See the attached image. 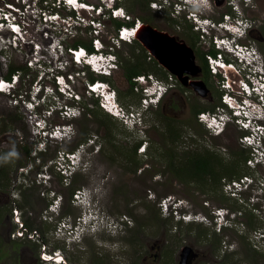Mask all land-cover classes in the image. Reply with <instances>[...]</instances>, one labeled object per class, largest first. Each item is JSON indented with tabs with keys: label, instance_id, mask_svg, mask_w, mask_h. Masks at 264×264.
I'll return each mask as SVG.
<instances>
[{
	"label": "rangeland",
	"instance_id": "1",
	"mask_svg": "<svg viewBox=\"0 0 264 264\" xmlns=\"http://www.w3.org/2000/svg\"><path fill=\"white\" fill-rule=\"evenodd\" d=\"M3 1L17 3V0L0 2ZM90 1L96 4L99 2ZM47 2L50 4L54 0ZM151 3L152 0H123L120 5L133 18H140L153 26L168 27V18L172 16V19L174 17L181 26L179 32L187 36L189 32L187 25L191 23L183 14L173 15L172 8L169 7L162 11L153 9ZM17 5L20 6L21 3ZM256 5L258 10L253 12H248L247 6L243 3L238 5L237 9L243 19L245 15L258 24L263 22L262 26H264V0H257ZM62 8H69L64 1ZM205 8L207 9L203 5L202 8H197L204 17ZM72 10L74 13L76 10L83 11L88 17L93 15L96 20L101 17L97 9L72 7ZM61 12L64 16L70 14L68 11L61 10ZM211 21L218 26V22L214 19ZM103 25L101 40L109 51L118 25L108 18L103 20ZM47 26L41 24L40 27L47 29L49 28ZM91 26L82 25L77 27L72 35L64 36L65 40L62 42L65 47L76 44L90 46L93 40ZM210 33H214V30ZM36 34L35 36L44 40L43 42L47 41L43 34ZM3 35L11 36V34ZM205 38L209 39L207 35ZM243 38L237 41L241 43ZM42 40H39V43H42ZM11 41L0 42V78L6 79L12 67L20 71H16V74L20 75L17 90L9 95L0 94V212H2L0 250L6 253L0 264L41 262L40 244L36 243L38 244L36 246L35 241L27 239L19 241L21 244L18 246L13 243L17 239H14L11 233L21 225L20 222L13 220V209L16 206L20 210L21 222L26 223L30 220L35 223L37 227L34 229L40 230L47 247L51 251L61 249L69 264H94V260L98 258L104 260V264H177L175 257L187 242L201 249L211 244H214V249L217 245L220 249H225L226 244L232 245L230 248L236 252L223 264H264V256L254 251L264 254V158L252 166H248L247 162L242 163L238 175L249 176L250 180L238 196H233L224 189L223 194L206 192L201 184L179 180L170 170H166L167 163L160 161L154 155L155 151L162 150L161 147L164 152L182 154L190 145L191 149L201 145L217 150L228 162L233 159L230 156L232 151L237 152L239 148L250 151L240 143L241 132L236 126L232 125L224 134L216 137L197 124L192 105L211 110L215 107L209 101L211 98H200L194 92L189 94L191 100H188L187 104L182 102V99L176 98V102L180 103L179 109L173 112L168 107L165 109L167 114L163 112L161 104L158 108H153L151 113H144V129L140 131L134 126H125L114 116L116 119H110L102 114L99 116L93 113L86 114L89 110H99L94 98L89 97L85 91L86 81L90 80L91 76L96 78L87 71L86 75L81 73L75 84H72L76 93L82 96V101L77 103L64 98L68 105L75 107V111L72 110L70 115L64 117L60 116V113L48 116L44 107L40 106L35 109V113L41 116H36L34 112L31 113L33 110L28 107L29 104L24 103L27 99L24 96L29 94V99L33 101L40 86L45 88L46 83L49 82L42 77L43 69L39 68V65H35L32 61L33 66L30 67L31 57L34 56V44L19 43L18 45L14 41H12L14 46L7 44ZM45 43L50 48L49 43ZM135 46V43H122L115 47L114 53L120 57L118 70L112 75L99 76V79L106 81L117 92L116 102L127 110L137 108L140 100V95L131 92L126 75L128 66L137 62L141 52V48L135 49ZM48 48H43L44 53L50 54V58L46 59L52 58L51 60L56 61L54 48L52 47L51 50ZM61 58L66 68H62L65 74L77 76L76 72L79 68L69 60L67 51ZM40 59L46 60L42 56ZM49 60L46 61L50 63ZM256 64L261 67L256 68L257 72L264 71L262 60L259 62L257 59ZM153 73L161 75L160 72ZM208 86L216 97V89L212 84ZM54 92L57 94V91ZM44 93L37 95V98L40 99L45 95ZM14 94H21L23 98L17 102L13 98ZM50 101L53 99L50 98ZM44 112L45 116H43ZM173 114L185 123L183 139L178 141L177 145L168 138L167 120L164 118ZM41 120L47 126L63 123H67L68 126L65 132L58 133L57 140H53L54 138L44 135L41 131L38 133L36 124ZM254 120L256 124H264V116H254ZM85 137L88 138L87 142L90 139L94 142L97 140L101 150L95 153L96 147L84 145L82 155L88 162L86 163L89 164L88 167L80 168L66 179L55 165L50 167L51 163L61 151L80 150L82 147L80 140ZM261 137L264 140V134H261ZM144 138L150 142L147 154H140L138 149L137 155H134L135 146ZM42 140L46 144L41 145ZM144 142L145 140L142 144ZM25 147L32 149V153L27 154ZM40 149L44 155L40 154ZM73 190L83 192L82 198L78 201H74L75 192L71 195ZM54 199L59 200V204L57 203L59 209L52 206ZM165 201L168 208L162 206ZM180 204L182 207H179ZM51 207L56 212L51 211ZM220 209L223 210L221 214ZM46 215H50L51 219L47 221ZM253 217L255 223L252 224ZM65 218L73 225L78 223L79 218H83L84 225L90 228L84 230L86 226L83 228L80 225L79 230L83 233L89 232L88 235L84 237L77 235L76 241L73 242V239L67 240L62 234L57 235L59 221ZM123 219L125 222L122 221ZM109 222L120 226L115 227L110 224L107 227ZM157 241L167 244L164 249L167 253L159 261H155L152 256L156 253V250H152V246ZM213 252L220 255L217 250Z\"/></svg>",
	"mask_w": 264,
	"mask_h": 264
},
{
	"label": "built area",
	"instance_id": "2",
	"mask_svg": "<svg viewBox=\"0 0 264 264\" xmlns=\"http://www.w3.org/2000/svg\"><path fill=\"white\" fill-rule=\"evenodd\" d=\"M47 1L48 0H17V3L8 1H3V3L0 2V25L9 28V34L13 35L12 38L10 36L0 35L2 40H12L18 45L19 43H28L29 45L34 44V56L31 57V63L33 61L35 65H39L38 67L43 69L42 77L48 72L49 74L54 75L59 69L62 70V68H65L61 56H63L65 51H67L70 57L69 60L79 68V71L76 72L77 76H74L73 74L67 75L64 73L57 74L56 79L59 83V78L64 77V82L72 81V84H75L81 73L82 75H86L85 68L88 63L93 66L94 64H98L99 66H94V69L100 70L104 73H110L111 75L118 70V59H120V57L117 53H114L115 47L120 46L122 43L133 44L137 41L135 34L143 25V21L140 18L135 19L130 13L126 12H123V15H119L117 12L118 10H121L120 8L117 11L113 10L112 13L104 12L103 15L96 20L93 18V15L88 17L80 10H76L74 13L71 7L76 8L75 4H68L69 8H62V0H54V2H51L50 4ZM230 1L232 8L238 12V5H241V3L248 5L252 0ZM9 3L13 4L14 7L12 9L7 8V4ZM20 3V6L17 5ZM151 5L153 9L162 11L170 5V1L152 0ZM181 6V3H175L174 8H176V10L172 11V14H179L180 9H182ZM61 10L68 11L70 14L64 16ZM5 14L9 17L7 20L5 19ZM190 15H193L194 19L197 17L195 12ZM53 16L58 17V19H51ZM105 18H113L122 22V25L118 26L116 30V35L112 37V46H110L109 51L101 40V32L104 28L103 20ZM229 18H231L230 14L226 15L224 20L217 25L224 26L225 29L229 31L237 30L239 33L244 32V29L239 28L237 24L228 22ZM14 23H18L21 26L19 35L11 30V25ZM41 24H46L49 28H41ZM82 25H92L91 30L93 40L90 45L92 50L83 44L65 47L62 42V40H65L63 37L68 36V34L72 35L73 31ZM195 29H198L199 31V25L196 24ZM201 31L204 36H206V33H209L206 28H202ZM36 33L43 34L45 39H47L45 42L49 43L50 48H48V44L43 42L44 40L35 36L37 35ZM39 40H42V43H39ZM12 41L7 44L13 45ZM96 41H99L100 43L97 44ZM232 41L233 39H230L227 36H215V38L211 41L212 45L217 48L218 53L216 55L211 53L208 54L206 56V61L209 74L220 79L218 80L217 87L221 92V97L219 99V104H216L213 109L201 111L196 117L197 122L214 136L224 134V132H226L232 125L236 126L241 132L239 137L240 143L242 146L250 150V157L247 160V165L252 166L255 162L258 163L264 158V140L261 137V134H264V124H256V120H254V116H264V99H261V96H264V87H261V85H264V71L259 73L256 70L259 66L254 62L255 57H258L259 61H261V58L255 47L239 42L234 44V47L232 45ZM37 44H39V48L36 47ZM45 47L49 50H51L52 47L54 48L53 51L56 55V61L51 60L52 58L50 60L46 59L47 57L50 58V54L48 55L43 52V48ZM80 50L84 51V54L81 56L83 59L81 61H77L75 59V53ZM252 53L256 54L253 56ZM41 56L43 59L51 62L49 63L46 60H41ZM153 57V53L150 50H147L148 61L153 60ZM47 63H49V65ZM221 65H223V67ZM227 65H232V67L229 68ZM31 66H33V63L30 64V67ZM4 80L6 81L4 82ZM132 80L134 83V92L140 95V100L137 108H133L131 110H127L125 107L116 102V96L118 98L117 92L104 80H87L85 83V91L89 97L99 99V105L105 112L119 118L125 126H134L135 128L137 124L143 123L144 113H151L153 108L161 106L165 98L164 92L169 93L177 86V84L175 76L171 73H168V75L163 78L153 72L143 73L134 76ZM0 81H3L7 86L6 88L9 89L8 79L0 78ZM241 81L249 85V91L246 92L244 90ZM63 84L64 83H60L58 89L60 91L61 89H64L67 95H69L74 102L80 103L82 101V96L79 93H76L74 86L68 83L67 87L69 89H65L64 87H61ZM98 85H101V87H98ZM96 87L101 91H97ZM105 87L109 88L107 90L109 94H105ZM48 89H52V93H55L54 91H56L55 88L48 87L46 89L47 93H50ZM249 92H251V95H249ZM35 97L33 99H35ZM13 98L15 101L19 102V98H17L15 94ZM229 98H231V100H229ZM55 99H57V97H55ZM242 101H247V103H243ZM24 103L31 104V101L24 100ZM72 110L75 111V107L67 104L64 107V110L61 111V115L63 117L64 115H70ZM45 112H47L48 115H53L54 107L51 105ZM117 113H119V115H117ZM42 122V120L37 121V125L41 126ZM245 125H247V127H245ZM55 127V133H59L61 131L60 124H56ZM249 141H251V143ZM81 146L84 147V144ZM146 147L147 145H143L140 148V154L146 153ZM66 156L73 158L75 154L74 152H59L57 158L59 169L62 174H68L69 172L63 163ZM249 180V176L233 180L224 179L223 189L226 192L231 193V195L235 193L233 196H238L244 185H246ZM166 202L167 201L163 203V208H168V204ZM13 213V220L21 223L20 228H17L11 233L14 239L33 240L35 243L40 244L42 246L40 259L44 263L69 264L61 249L51 251L47 247V243H45L44 239L41 237L40 230H31L27 227L25 222H21L20 210L17 206L13 209ZM46 219L48 221L51 219V216L46 215ZM82 220L83 218H79L78 222L80 223ZM69 227L70 221L66 218L62 219L59 221L57 235L62 234V236L66 237L67 240H72V238L76 235V231L72 228L69 229Z\"/></svg>",
	"mask_w": 264,
	"mask_h": 264
},
{
	"label": "flooded vegetation",
	"instance_id": "3",
	"mask_svg": "<svg viewBox=\"0 0 264 264\" xmlns=\"http://www.w3.org/2000/svg\"><path fill=\"white\" fill-rule=\"evenodd\" d=\"M257 0H252L250 4L247 5V11L249 12H253L256 9L258 10V6L256 5ZM203 5V4H202ZM204 6V5H203ZM207 9L205 8L206 12H205V18H210V20L214 19L215 22L221 23L225 16L228 14H232V11L234 9H232L231 7V1L230 0H207ZM256 10V11H257ZM243 12V10H242ZM169 15V14H168ZM244 15V13H243ZM250 15V13H249ZM218 16V17H216ZM261 16V15H259ZM171 18H168V27H158V26H153L148 24V22L143 20V25L141 27V33L140 36L143 39L147 38V41H150V39L152 38V36L156 37L157 39L160 40L161 39H168L171 38L172 40L170 41V43L173 46L174 49V57L177 59V61H183L186 63H191L193 62V64H195L196 66H198L199 68V75L198 76H194L193 74L187 73L185 72L183 76L188 77V82H194V81H203L209 92L207 93V96L205 98H211L209 101L215 106L216 104H218L219 99L221 97V92L218 90L217 87V83L218 80H220L218 77H214L211 76L209 74V70H208V66H207V58L206 56L208 54H213L216 55L218 53L217 48H215L212 43H210L215 36H227L229 35V32L227 31V33L224 30H220V29H215L214 33H210V35L208 36L209 39L205 38V36L202 34V31H198L195 29V23H191V25H187L188 28L187 30L189 31L187 33V36L182 35L181 32H179V30H181V26L179 24V22L177 20L172 19V16H170ZM176 17V16H175ZM252 17V16H251ZM261 18V17H259ZM212 22V21H211ZM214 22V23H215ZM243 26H244V35H242V32L239 33V38H243V40H241V43L245 44V45H250V46H255L257 53L259 54L261 60L264 62V51H263V46H264V26H262V24H258L256 21H253V19L249 18L248 16L244 15V19L242 21ZM261 25V27H260ZM145 27H151V30L153 32V34H151V36H147L146 32L143 34V30ZM156 39V40H157ZM208 41H206V40ZM139 41V40H137ZM209 42V43H208ZM207 45V47L205 46ZM262 46V48H261ZM145 48V47H144ZM205 48V50H204ZM146 49V59H147V48ZM153 60L148 61L149 63L155 64L156 67L158 68L157 72H160L161 75H158L159 77L163 78L166 77L168 75V73L173 74L172 72H170L168 69H166L162 63L158 60V58L153 54ZM117 71V70H116ZM128 77V73L126 74ZM175 76L176 79V84L177 86L172 89L166 99L163 101L162 103V109L163 112H165L166 108H170L171 111L175 112L176 110L179 109L180 103L178 104L176 102V98H180L182 99V102H184L185 104H187L188 100H191V97L189 96V94L193 93L194 90L192 88H188L185 87L181 80L179 79V77L175 74H173ZM129 80V79H128ZM130 82V81H129ZM130 84V88L132 87L131 82ZM208 84H212L213 87L216 89L217 92V96L215 97L213 95V93L211 92ZM195 94H197L196 92H194ZM197 96V95H196ZM200 97V96H199ZM203 98V97H200ZM179 99V100H180ZM204 99V98H203ZM167 114V113H166ZM169 116L171 118H175L178 121H182L177 115L173 114V116L170 115H166ZM142 131V130H140ZM145 140V142L142 144V141ZM92 144H91V143ZM94 143V144H93ZM89 145L92 147H96L95 149V153H99L101 150V145L97 143V140L94 142L91 139L89 140ZM143 145H147L146 147V153L142 154V155H146L148 148L150 146V142L147 139H140L139 140V144H137L135 147H138V149H140ZM134 151V150H133ZM86 163H88L86 161ZM85 163V167H88L89 164ZM84 167V168H85ZM210 236V235H209ZM166 243H160V241H157L154 243V245L152 246V250H156V253L153 254V258L155 261H159L163 255L167 252H165L166 249ZM214 244H211L209 246H207L206 248H198L195 244L191 243V242H187L185 245H183L181 247V249L178 251V254L176 255V263L180 264V261L182 259V250L184 249V247H191L193 249V252L190 253L188 255V259H187V263L186 264H223L225 261H227L231 256H233L235 254V250H232L233 248L232 245H225V249L221 248L217 245L215 247V249L213 248ZM213 250H217L219 254H215L213 252Z\"/></svg>",
	"mask_w": 264,
	"mask_h": 264
},
{
	"label": "trees",
	"instance_id": "4",
	"mask_svg": "<svg viewBox=\"0 0 264 264\" xmlns=\"http://www.w3.org/2000/svg\"><path fill=\"white\" fill-rule=\"evenodd\" d=\"M112 21H114L118 26L122 25V22L111 18ZM135 49L141 48V52H139V58L137 62L132 63L130 66H128V79L132 84L131 92L135 94L134 92V83L132 82V78L134 76L143 74V73H150V72H157L158 68L155 64L147 62L146 59V50L143 48V46L140 44V42H135ZM90 50H92L91 46H87ZM143 48V49H142ZM16 71H19V69H16L14 67L11 68V71L8 76H6V79L10 80L12 75L16 73ZM20 72V71H19ZM93 75V74H92ZM98 78L91 76L90 80L95 81ZM96 101V104L98 106L99 110H89L87 113H93L96 116L99 115H105L106 117H109L110 119H116L111 114L105 112L100 106H99V99L94 98ZM207 110V108L199 107L197 105H192V112L195 116V119L197 121V114L201 111ZM102 112V113H101ZM85 114V113H84ZM167 120V135L170 141H172L175 145L178 144V141H180L183 136V128H184V122L178 121L175 118H171L169 116L164 117ZM197 124L201 126L198 122ZM165 133V134H166ZM195 135V134H194ZM218 137V136H216ZM88 141V138H82L80 140V144H86ZM192 141L195 140L192 137ZM195 143V142H194ZM191 146V145H190ZM185 149V152L182 154H178L177 152H164L163 148L161 147L160 151H155V157L159 159L160 161L166 162V170H170L175 177H177L179 180L184 182H190V183H196L201 184V186L204 188L206 192H214L218 193L221 192L223 194V180L229 178V180L233 179H240L242 178V175L239 174V170L242 166V163L247 162L248 158L250 157V153L248 150L239 148V151H232L230 153V156L233 157L232 160L226 162V158L222 157L221 154L217 152V150H213L211 148H208L206 146L198 145L196 148H189ZM137 148H134V155H137ZM27 154L32 153V149H29L28 147H25ZM74 149L72 150V152ZM44 153V152H43ZM41 153V155H44ZM45 159V157H43ZM75 190L71 192V195ZM2 212H0L1 215ZM254 215V214H253ZM252 224L255 223V217L251 218ZM26 225L30 227L31 229H34L37 227L35 223L31 222L30 220H27ZM237 225V223H236ZM44 239V238H43ZM25 239H17L13 241L14 245L18 246L21 243L19 241H24ZM45 242V241H44ZM37 246L38 244L35 243ZM259 254L260 256H264L263 253L258 252L257 250H254ZM2 252V255H0V260L3 258V256L6 255V253H3V250H0ZM41 261V260H40ZM104 260L98 258L97 260H94V264H104ZM37 264H47L44 262H40Z\"/></svg>",
	"mask_w": 264,
	"mask_h": 264
},
{
	"label": "clouds",
	"instance_id": "5",
	"mask_svg": "<svg viewBox=\"0 0 264 264\" xmlns=\"http://www.w3.org/2000/svg\"><path fill=\"white\" fill-rule=\"evenodd\" d=\"M247 6V5H246ZM184 10H187V13H189L190 11H194L195 9H194V6H193V3L192 2H188V4L186 5V7L184 8ZM230 17L231 18H229V20H228V22H231V23H234V24H237V26L239 27V28H241V29H244V26H243V18L240 16V13L239 12H236L235 10H233V12H232V14H230ZM192 18V16L189 18V19H191ZM198 20H200L199 18H198ZM4 22H5V19H4ZM238 22V23H237ZM198 25H199V27H200V29H202V28H206L207 29V27H205V22L202 20V22L201 23H198ZM226 31H228L229 32V35H228V38H232L233 39V41H232V43L234 44V43H236V42H238L237 41V39H239V32L237 31V30H231V31H229V30H227V29H225ZM3 34H9V28H7V27H5V26H2V27H0V35H3ZM20 34V33H19ZM19 34H17V35H19ZM206 35L207 36H209L210 35V33H206ZM1 37V36H0ZM9 37V36H8ZM11 38L13 37V35H11L10 36ZM0 42L1 43H5L6 41H3L2 40V38H0ZM20 42H21V39H20ZM10 45H12V44H10ZM256 53H252V55L254 56ZM257 59H258V57H255V60H254V62L256 63V61H257ZM260 62V61H259ZM102 65V64H101ZM66 69V68H65ZM85 70H86V72L88 71V73H90L91 75L93 74V75H95L96 77H98V79H99V76H104V75H110V73H104V72H102V71H100V70H96V69H94V66L92 65V64H89L88 63V65L86 66V68H85ZM49 73V72H48ZM60 73H64L65 74V72H64V70H61V69H59L54 75H51V74H49V75H47L46 76V74H44L43 75V77L45 78V79H47L48 81L47 82H49V83H46L47 84V87H41L40 86V89H39V91H38V93L37 94H35V99H32L33 101H31V99H29L30 98V95L29 94H27V96H24V97H26L27 99H26V101H31V104L33 105V108H31L33 111L31 112V113H35V109L37 108V107H40V106H43L44 107V111H46L47 109H49V107L52 105L53 107H54V114L52 115V116H55L56 114H59L60 116H62L61 115V111H63L64 110V107L68 104L67 102H65V100H68V101H73L70 97H69V95H67V93L65 92V91H60L58 88H59V86H60V83L59 82H57V79H56V75L57 74H60ZM14 76H16V77H14ZM51 77V78H48V77ZM19 80H20V75H18V74H13V76L11 77V79L9 80V85H8V87H9V89H5V90H1L0 91V94H8L9 95V93H11V92H15L16 90H17V85L19 84ZM72 84V81H65L64 82V84H63V86H61V87H64L65 89H69L68 87H67V84ZM51 88V87H53V88H55L56 89V91H57V94H55V93H47L46 92V89L47 88ZM109 88L108 87H105V89H104V91L106 92L105 94H109L108 92H107V90H108ZM44 91H45V93H44ZM22 93V92H21ZM40 93H44L45 95L44 96H42L40 99H38L37 98V95L39 96V94ZM16 95V97L17 98H19V99H21V98H23V95H21V94H15ZM53 95V96H52ZM109 96V95H108ZM55 97H57V99H55ZM50 98H52L53 99V101H50ZM63 98V101H61V99ZM64 98H65V100H64ZM50 101V102H49ZM62 103H65V104H62ZM149 114V113H148ZM35 115L36 116H41V115H38L37 114V112L35 113ZM34 115V116H35ZM43 116H45V113L43 114ZM48 116H50V115H48ZM40 118H42V117H40ZM48 119H50L49 117H47ZM44 120V119H43ZM46 123H44V122H42V125L41 126H39V125H37L36 126V128L39 130L38 131V133H40V131L42 132V133H44V135H46V136H49L50 138H54L53 140H57V138L58 137H55L54 135H53V133L56 131V127L54 126V124H52V125H49L48 124V126H47V124L45 125ZM145 124H147V121L145 122ZM61 127H60V130L61 131H66V128H67V126H68V124L66 123H63L62 125H60ZM144 126H143V123L142 124H139V125H137L135 128H138L139 130H143L144 128H143ZM46 133V134H45ZM43 138V137H42ZM45 139V136H44V138H43V140ZM42 140V141H43ZM43 143H45L46 144V142L45 141H43L42 143H41V145H43ZM84 145H88V146H90L89 145V142H87L86 144H84ZM259 147H261V146H259ZM84 150V148L83 147H80V150H78L77 152H74V154H75V156L73 157V158H71V157H69V156H66V158L63 160V163H64V166L66 167V169L69 171L68 172V174H63V176L67 179V178H69V177H71L73 174H75L77 171H79L80 170V168H82V167H85V163H86V159L85 158H83V155H82V153L84 152L83 151ZM41 153H43V151H42V149H40V154ZM38 158H40L39 156H37ZM53 165H55V167H57L58 168V170H59V172L61 173V170L59 169V165H58V158H56L52 163H51V166L50 167H52ZM62 174V173H61ZM83 196V192L81 191V190H78V191H76L75 192V194H74V197H75V199H74V201H78L79 200V198H82V196ZM57 196V195H56ZM54 197V196H53ZM57 203L59 204V200L58 199H54L53 200V202H52V206L54 207H56V208H58L59 209V206L57 205ZM162 206H163V204H162ZM182 207V205L180 204L179 205V207ZM50 210L51 211H53V212H56V210L55 209H53L52 207L50 208ZM223 212V210L222 209H220L219 210V213L221 214ZM219 215V214H218ZM220 219V218H219ZM123 222H125V220L123 219L122 220ZM84 221L82 220L80 223L78 222L76 225H73L71 222H70V227H69V229L70 228H72V229H74V231H76V235H75V237H73L72 239V242L73 241H76V239H77V235L79 236V237H81V236H86V235H88V233H83V232H81L80 230H79V226L81 225V226H83V228H84V230L85 229H87V228H90L89 226L87 227V225L85 224L84 225V223H83ZM93 223V222H92ZM106 224V223H105ZM110 224H112V226H115V227H119L120 226V224H118L119 226H116L115 224L116 223H114V222H112V223H110L109 222V224H107V227L110 225Z\"/></svg>",
	"mask_w": 264,
	"mask_h": 264
},
{
	"label": "water",
	"instance_id": "6",
	"mask_svg": "<svg viewBox=\"0 0 264 264\" xmlns=\"http://www.w3.org/2000/svg\"><path fill=\"white\" fill-rule=\"evenodd\" d=\"M142 32L143 34L146 32L147 36H151V34H153L151 27H145ZM156 39L157 36H152L150 41H147V38L143 39L141 36H138V40L141 42V44L145 48L150 50L166 69H168L173 74L177 75L185 87L192 88L194 92L197 93V96L205 98L207 96V93L209 92L206 84L203 81H194L190 83L188 82V77L183 76L185 72L193 74L194 76H198V66L193 64V62L189 64L183 61H177V59L173 56L174 49L172 44L170 43V41L172 40L171 38H159L160 40ZM192 252L193 249L191 247H184V249L182 250L183 254L180 264H186L188 255Z\"/></svg>",
	"mask_w": 264,
	"mask_h": 264
},
{
	"label": "bare ground",
	"instance_id": "7",
	"mask_svg": "<svg viewBox=\"0 0 264 264\" xmlns=\"http://www.w3.org/2000/svg\"><path fill=\"white\" fill-rule=\"evenodd\" d=\"M63 1L64 0H62V2H61V6L63 5ZM93 1H97V2L99 1V2L96 4V3H94V2H92L90 0H79L78 3H75V5H76V8L75 9H80L81 8L79 6V4H87V5H90V6H94V7H90V9H100V11H97V12L100 13L101 16L103 15L104 12H111L112 13L113 10H116L117 11L120 8H121V10H123L124 13L125 12L126 13H129L128 11H126V9L122 5H120V3L123 0H93ZM169 1H170V5L168 7L169 8H172V11H175L176 10V8H174L175 3H177V2L178 3H181L182 9H180V13L179 14H183L184 17H186V20L188 22L195 23V25L196 24L198 25V23H201L202 20L204 22L207 21V23H205V27H207V30L209 31V33H210L211 30H215L217 28L220 29V30H224L227 33V31L225 30V27L224 26H216L215 24H213V22H211L210 19L205 18L204 15H203V13L201 11H199L196 7H194V9H195L194 11H190L189 13H187V10H184V8L188 4V2H192L193 5H194L195 3L198 2V0H187V1H185V0H169ZM160 2H162V1H160ZM109 3H111V5H112L111 7H109ZM66 4L68 5V3H66ZM199 8H202V4L199 6ZM193 12H195L197 14L196 19H194V16L193 15H190ZM191 16H192V18L189 19ZM198 18L200 20H198ZM141 27L137 30V33L135 34L137 40H138V36H140V33H141ZM196 30H198V29H196ZM199 31H201V29ZM236 43H234V44H236ZM234 44H232V45L234 46ZM82 49H84V48H82ZM83 53H84V51H83ZM82 59L83 58L81 57L79 61H81ZM94 66L98 67L99 65L98 64L97 65L94 64ZM5 81L6 80H4V82ZM132 82H133V80H132ZM6 87H7L6 84H3L2 91L5 90ZM98 87H101V85H98ZM96 90L97 91H101L97 87H96ZM167 95H168V92H164V96H165L164 100L166 99ZM55 137H58V136L56 135Z\"/></svg>",
	"mask_w": 264,
	"mask_h": 264
},
{
	"label": "snow or ice",
	"instance_id": "8",
	"mask_svg": "<svg viewBox=\"0 0 264 264\" xmlns=\"http://www.w3.org/2000/svg\"><path fill=\"white\" fill-rule=\"evenodd\" d=\"M64 2H66V3H68V4H75V3H78L79 0H64ZM201 4H203L204 6H207V0H198V2L195 3L193 6L198 8ZM79 6H80L81 8H90V7H94V6H90V5H87V4H79ZM111 6H112L111 3H109V7H111ZM13 7H14L13 4H11V3L7 4V8H8V9H12ZM97 11H100V9H97ZM117 14H119V15H123V14H124V13H123V10H118ZM8 18H9V17L7 16V14H5V19L7 20ZM51 19H58V17L53 16V17H51ZM205 23H207V21H205ZM0 27H2V25H0ZM11 30H12L13 32L19 34L20 31H21V26H20V24H18V23H14V24H12V25H11ZM0 38H2V37H0ZM96 43L99 44L100 42H99V41H96ZM36 47L39 48V44H37ZM83 54H84V53H83V50L77 51V52L75 53V59H76L77 61H79L80 58H81V56H82ZM221 66L223 67V65H221ZM227 67L231 68L232 65H227ZM69 79H70V78H69ZM59 80H60V83H64V77H60ZM3 84H4V82H3V81H0V90H2V88H3ZM241 84L243 85V88H244V90H245L246 92L249 91V85H248V84L244 83L243 81H241ZM229 87H230V85H229ZM261 87H264V85H261ZM37 91H39V89H38ZM48 91L51 92L52 89H48ZM61 91H64V89H61ZM249 95H251V92H249ZM261 99H264V96H261ZM229 100H231V98H229ZM242 102H243V103H247V101H242ZM28 107H29V108H32L33 105H32V104H29ZM117 115H119V113H117ZM245 127H247V125H245ZM53 135L56 136V135H58V133H55V132H54ZM249 142L251 143V141H249ZM245 179H247V178H245ZM237 186H239V185H237ZM234 194H235V193H233V195H234Z\"/></svg>",
	"mask_w": 264,
	"mask_h": 264
}]
</instances>
